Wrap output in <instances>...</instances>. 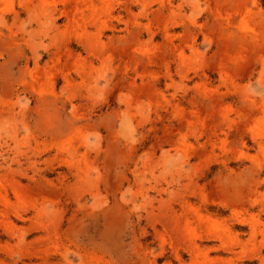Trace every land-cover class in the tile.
<instances>
[{
    "label": "rangeland",
    "instance_id": "1",
    "mask_svg": "<svg viewBox=\"0 0 264 264\" xmlns=\"http://www.w3.org/2000/svg\"><path fill=\"white\" fill-rule=\"evenodd\" d=\"M0 264H264V0H0Z\"/></svg>",
    "mask_w": 264,
    "mask_h": 264
}]
</instances>
